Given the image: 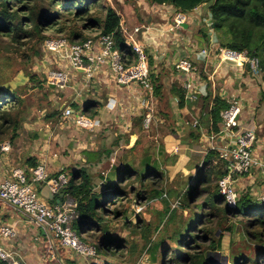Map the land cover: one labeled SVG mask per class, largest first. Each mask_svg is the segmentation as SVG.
Wrapping results in <instances>:
<instances>
[{
  "label": "trees",
  "instance_id": "trees-1",
  "mask_svg": "<svg viewBox=\"0 0 264 264\" xmlns=\"http://www.w3.org/2000/svg\"><path fill=\"white\" fill-rule=\"evenodd\" d=\"M143 1L149 10L162 5L183 15L207 6L210 29L218 35V46L238 53L245 52L249 58H256L258 61L259 77L263 84L258 103L264 104V0ZM121 25L122 19L117 9L109 5L107 0H0V50L10 53L12 58L19 59L21 63L27 62L30 59L28 53L37 44L44 45L46 40L65 38L72 44H81L90 38L113 34L115 48L123 63L127 66L134 65L136 57L131 48L125 45ZM207 29L205 27L199 32L203 33L201 40H205V45L209 44L205 34ZM47 31H53L54 37L48 35ZM41 56L39 54L38 60ZM151 63L150 60L149 64ZM0 66L6 68V61H1ZM244 68L250 72L247 65ZM22 71L33 88L42 89L45 86L54 92L55 89L46 84L45 74L39 80L30 68H22ZM3 83L0 78V144L9 138L15 145L19 140L18 131L26 108L23 96L26 86L11 90L4 87ZM152 85L156 95L159 86L153 81ZM173 93L178 98V108H182L186 101L185 91L182 87L175 86ZM193 96L202 105L210 104L209 111L206 112V119L210 124L208 126H211L210 133H219L221 115L233 102L237 103L236 98L225 99L218 95L212 96L211 93H207L204 98L197 94L191 98ZM93 105L86 103L81 108L90 120H94L96 115ZM71 108L78 107L73 104ZM61 111H56L58 116ZM192 125L189 119L185 129ZM196 131L187 130L190 144L196 145L198 142ZM101 155L102 152L98 151L82 152L86 163L99 162ZM166 157L171 162L177 158L169 154ZM194 157L190 158L188 165L190 170L195 169L194 174L182 177L186 182L183 193L178 191L180 194L173 202L169 200L170 190H165L163 186L164 171L153 161L137 166L132 160H121L107 177L100 176L101 186L97 189L86 170L80 168L68 173L64 194L76 202L78 218L72 226L81 242L91 245L96 256L117 258V252L125 248V242L109 233L108 224L112 221H125L127 210L123 204L131 202V198L139 203L158 200L164 205L167 216L165 223H175L176 226L167 235V239H173L169 248L163 247L162 243L152 248V242L145 246L142 253L146 251L153 262L159 258L161 264H261L264 260V203L243 196L235 206H228L218 186L219 180L228 172L227 163L219 158L216 150H208L198 166ZM37 165V161L28 158L26 165L22 167L28 171ZM195 201L198 202L193 204ZM191 205L194 206L191 209L193 212L190 210ZM178 210L190 211L185 221L178 220ZM236 221L243 227L239 233L245 235L242 237L244 241L239 243H234L231 239ZM226 235L229 237V254L222 263L216 260V255L221 250V241ZM246 242H252L254 246L250 247ZM0 264L6 263L0 260Z\"/></svg>",
  "mask_w": 264,
  "mask_h": 264
},
{
  "label": "crops",
  "instance_id": "crops-1",
  "mask_svg": "<svg viewBox=\"0 0 264 264\" xmlns=\"http://www.w3.org/2000/svg\"><path fill=\"white\" fill-rule=\"evenodd\" d=\"M206 7H199L200 13L203 14V10L207 9ZM149 11L147 12L149 13ZM186 16L185 23L179 29L168 32V28L173 24L166 22V25H161L162 28L158 26L160 31L142 32L137 36L138 42L149 56L148 62L152 61L149 64L151 77L154 75L151 82L153 81L160 89L158 94H154L152 113L145 114V111L138 108L136 99L141 91L136 84H132L130 87L118 86L112 76L105 71L97 73L92 79V83L83 89L81 97L75 99L77 91L83 85V76L77 73L75 77L70 73L71 71H68L71 80L62 92L67 100L62 104L60 110H63L69 104L77 105L78 108H75V110H81L86 103L94 104L93 108L96 112L93 120L94 130L86 134L87 131L74 127L70 121L62 119V111L59 115V125L68 124L73 126L76 132H80L82 137H89L90 142L83 141L77 144L82 156V152L96 151L97 146L104 147L105 151L108 152L115 140L122 138L121 135L129 136L132 139L130 145H134L137 138V128L134 125L139 121L142 123V128H144L143 119L146 115L150 117V123L148 128H144V130H148L152 123L155 126L164 122H167V124L173 123L172 130H174L177 138L185 133L183 126L190 119L193 125L188 128V131L197 130L198 144H187L185 148L176 140L174 144L167 145L165 149V153L179 158L183 166L189 165L190 153L205 155L212 148L233 146L242 132L254 128L256 142L253 145L252 153L257 165L250 170L249 174L237 176L239 178L243 176V179L236 180L237 187L234 186V189L239 190V193H237L239 199L251 191V196L256 195V198L252 199L259 201L264 196V104L259 105L258 103L260 86H262L260 77L252 76L251 72L244 68V65L230 66L221 62L217 50V48H220L218 46V35L212 29L205 30L209 43L205 45V40H201L199 32L210 25L208 14L206 15L207 18L202 19L203 22L201 21L200 24L196 23V26L193 25L190 14H186ZM163 18L166 20V17L161 19ZM131 21L126 18L122 20V24L128 28L129 32H131V28L145 26L142 24L133 26L130 24ZM174 55H177L175 63L180 59H189L188 61L195 68L196 79L194 82L197 95L204 98L207 93H211L212 96L218 95L225 99L230 98L232 100L236 98L237 104L240 106L238 127L224 131L221 126L219 133H210L211 126H208L210 124L206 119V112L209 111L210 104L206 103L207 110L205 111L197 106L199 101L197 102V98L194 99V96L191 98L190 94L191 97H185L186 101L183 107L178 108V98L173 93V87H182L186 77L175 70V63H169L168 60H173ZM48 70H44L45 75ZM53 89L58 92L62 91L56 88ZM195 122L197 123L196 126H194ZM68 125L65 128H68ZM47 132L46 129L43 131L45 137ZM111 133L115 138H110ZM106 139H109L107 145L105 143ZM166 140H171V137H166ZM48 141H46L47 145H43V149L39 152L40 158L37 164L44 165L49 175H55L59 172L66 175L67 172L64 171L66 166L63 167L61 163L55 161L57 155L55 152L50 151L52 146L48 144ZM88 145L90 148L86 149ZM94 146L95 148H93ZM12 148L8 154L0 157V179L4 178L7 175L6 173L13 168L25 169L22 166H12L15 162L12 159L14 156L11 154ZM186 149H188V153H186ZM188 165L182 167L183 174L195 171V169H191V171ZM74 167L73 170H77L76 166ZM0 227H7L13 231V236L10 239L0 238V248L8 253H14L19 264H93L87 258H82L59 247L47 232L36 227L25 214L2 201H0Z\"/></svg>",
  "mask_w": 264,
  "mask_h": 264
},
{
  "label": "rangeland",
  "instance_id": "rangeland-1",
  "mask_svg": "<svg viewBox=\"0 0 264 264\" xmlns=\"http://www.w3.org/2000/svg\"><path fill=\"white\" fill-rule=\"evenodd\" d=\"M107 3L117 9V12L122 20L125 18L127 20H132V23L130 24L133 26L139 24L145 25L150 30L149 32H154V30L159 29L158 26L162 28L161 25H166V22L168 24H173L175 15L179 14L173 11V9L162 5L154 6L152 10L150 9L149 11L148 5L143 0H107ZM147 11H149V13ZM205 12L206 10H203L202 14L197 8L195 11L189 13L192 17L193 25L195 24L196 26V23L200 24L202 19L207 18ZM161 16L166 17V20L164 18L161 19ZM211 27H213V25H211ZM125 28L128 32V28ZM132 30L133 28H131L130 31ZM142 32L145 31H141V33ZM222 33L223 32H221V34ZM47 34L54 37L53 31H47ZM202 35L203 33L201 34V38ZM40 52H42V54ZM28 54L30 59L27 62H22V64L19 59L12 58L10 53L0 50V65L1 61H6L7 63L6 68H2L0 66V78L4 82V87H8L11 90H17L26 86L25 92L23 94L26 101V108L23 110L21 127L18 131V134H20L18 138L19 142H16L14 145V143H12L9 138L5 139L6 141L9 140L13 147L11 154L14 155L12 159H14L15 162L12 166H25L27 158H33L35 161H38L40 158L39 152L43 149V145H47L46 141L49 140L48 144L52 146L50 151L55 152L57 155V159L55 161L61 163L63 167L66 166L64 167V171L67 172L66 175L75 169L74 166H76L77 170L80 168L86 170L91 177L93 186L96 189L97 187L101 186L102 179L100 176L107 177L110 174V170L114 166L118 165L121 160L129 159L132 160L137 166H143L145 163H147V161H153L161 167L165 174L163 179L164 189L167 191L170 190V202H173L180 193H183L184 183L186 182L183 181L182 177L192 175L194 171L189 174L185 172L184 175L182 173V167H186L188 164L183 166V163L179 160V158H176L173 162L167 160L166 156L168 154L165 153V149L167 145L174 144L176 140L179 141V144L183 147L187 146V144H190L189 142L191 139L187 135L188 129H185V133L177 138L175 136L174 130H172L174 127L173 123L167 124V122H164L159 123L157 126L153 125L152 123L148 130H144V128H142V123L137 121L134 125L137 128V138L134 145H130V141L132 139L129 136L121 135L122 138L115 140L114 144L111 145L112 148L109 149V154L104 152V150H106L104 147L97 146L96 151L102 152L99 162L94 161L86 163L83 156L80 155L81 152L80 149L77 148V144L83 141L90 142L91 140L89 137H82L80 132H76L74 127L69 126L68 124L59 125V116L56 111L60 110L62 104H64L67 100L64 98L62 93L64 91L62 90L58 92L54 90V92H51L45 86L42 89H35L32 87L31 83H29L27 78L24 76V72L22 71V68H30V71L34 73L39 80L43 79L44 70H48L46 69L45 62L41 64L44 54L43 45L37 44ZM39 54L40 56L42 55L41 59L39 58L40 60H38ZM176 57L177 55H174L173 60L169 59V63H175ZM169 69L171 68L169 67ZM169 73H171L170 70ZM151 78L153 80L154 75H152ZM260 87L262 89L263 84ZM158 92H160V89ZM197 106L199 108H203L205 111L207 110V107L202 105L201 101L198 102ZM47 115H50V117L47 118ZM66 125H68V128H65ZM183 127L185 128V126ZM186 127L188 128L189 126ZM45 129L46 131L48 130L46 137L43 135V131ZM88 133L90 132H87L86 134ZM168 136L171 137V140H166V137ZM110 138H115L113 133H111ZM109 139H106V145L109 142ZM255 142L256 138L254 143ZM89 148L90 146L88 145L86 149ZM93 148H95V146ZM186 153H188V149H186ZM190 154L191 157L195 156L194 158L196 166H198L201 163L202 156L204 155L202 153ZM242 177L239 178L236 176L233 178L235 181L233 183L235 187H237L236 180L238 181L243 179ZM235 190L237 193H239L237 188H235ZM178 191H180V193ZM248 193L245 196H249L251 191ZM249 197L256 198V195H250ZM131 199V202L126 201L123 204L127 210L125 221H112V223L108 224L109 233L123 239L125 242V248L117 252V258L98 255L93 259H88L93 264H135L136 261L140 259L139 257L142 256L145 246L150 242H152V248L160 243H162L163 247L166 246L169 248V246H172L173 239H167V235L170 233L172 228L176 226V224L170 223L167 225L165 223L167 216L164 213L165 209L163 203L158 200H153L150 202L140 201L141 203H139L135 199ZM238 200L239 196L237 201ZM72 202L76 206V202L73 200ZM197 202L198 201H195L193 204ZM44 203L47 204L45 201ZM193 207L194 206L191 205L190 210ZM191 211L193 212L194 210ZM189 215L190 211H177L178 220L183 219L185 221ZM104 218L106 219V217ZM241 228H243L242 224L236 221V223H234L231 235V239L234 243L242 242V237L245 236L244 233L243 236L239 233ZM228 240L229 237L227 235L223 237L221 241V250L217 252L216 255V260L221 261L222 263L226 261L225 258L229 254ZM246 244L250 247L254 246V243L252 242L249 244L246 242ZM160 250L161 248L157 251V257L160 253ZM220 256L223 257L220 258ZM149 264H161V260L157 258V260L153 262L149 256ZM261 264H264V260H262Z\"/></svg>",
  "mask_w": 264,
  "mask_h": 264
},
{
  "label": "built area",
  "instance_id": "built-area-1",
  "mask_svg": "<svg viewBox=\"0 0 264 264\" xmlns=\"http://www.w3.org/2000/svg\"><path fill=\"white\" fill-rule=\"evenodd\" d=\"M187 17L183 14L175 15L173 25L168 32L178 29L185 23ZM211 24V23H210ZM125 37V45L130 47L136 57V63L127 66L119 51L115 48L113 34L90 38L81 44H72L65 38L46 40L43 45V62L46 63V84L58 90H64L71 80L70 73L83 76V85L77 91L75 99L81 97L92 79L99 72H107L118 86L130 87L136 84L141 94L136 99L137 106L145 114L153 112L154 87L151 82V71L148 57L143 46L138 42L137 36L141 31L149 32L146 26H137L131 32L121 25ZM210 29V25L207 26ZM160 31V30H156ZM166 31V32H167ZM205 52V51H203ZM219 60L224 62L230 60L237 65H247L252 76H259L258 61L249 58L245 52L238 53L231 50L218 49ZM51 61V62H50ZM175 70L185 75L186 79L182 85L185 97L188 98L195 93L196 70L192 63L186 59H180L174 64ZM68 71H71L68 73ZM190 94V95H189ZM190 96V97H191ZM74 99V101H75ZM71 104L62 110V119L87 132H93L94 122L86 117L81 110L71 108ZM240 106L233 102L221 115V126L224 131L238 127ZM144 128H148L150 117L143 119ZM197 123H194L196 126ZM255 130L249 128L242 132L233 146L212 148L219 153V158L227 163V174L219 180L220 193L225 197L228 206H235L238 195L233 185V178L248 174L257 165L253 158L252 145L255 141ZM9 141L0 144V157L11 151ZM7 175L0 179V201L7 203L15 210L25 214L32 223L42 228L51 238L57 242L62 249L71 251L82 258L93 259L96 257L95 249L91 245L81 242L73 223L78 215L76 206L70 197L64 194L68 178L62 172L49 175L44 165H37L34 169L26 171L22 168H13ZM46 185L51 194L60 200V204L54 201L47 202L39 194L40 187ZM47 202V204L44 203ZM264 203V196L260 198ZM174 207V206H173ZM13 231L7 227H0V238L10 239ZM0 260L6 264H19L14 253H8L0 248ZM135 264H149V255L146 251Z\"/></svg>",
  "mask_w": 264,
  "mask_h": 264
},
{
  "label": "water",
  "instance_id": "water-1",
  "mask_svg": "<svg viewBox=\"0 0 264 264\" xmlns=\"http://www.w3.org/2000/svg\"><path fill=\"white\" fill-rule=\"evenodd\" d=\"M224 63L230 66H236V63L230 60H225ZM39 194L47 202L54 201L55 204H60V200L56 199L55 196L51 194L49 188L46 185L40 187Z\"/></svg>",
  "mask_w": 264,
  "mask_h": 264
}]
</instances>
